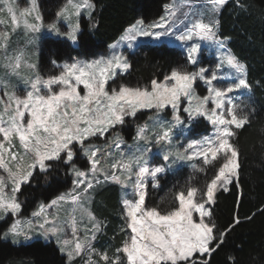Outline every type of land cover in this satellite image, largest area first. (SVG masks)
<instances>
[{
    "label": "snow or ice",
    "instance_id": "6c2138e0",
    "mask_svg": "<svg viewBox=\"0 0 264 264\" xmlns=\"http://www.w3.org/2000/svg\"><path fill=\"white\" fill-rule=\"evenodd\" d=\"M207 3L211 17L207 22L197 17L175 34V23H183L180 16L188 20L189 13L181 12L177 5H166V14L158 22L145 25L143 20H138L121 40L131 47L139 37L160 39L175 35L180 42H192L187 59L195 65L201 49L199 41L220 49L225 47L215 17L228 0H207ZM236 3L244 7L240 0ZM92 8L91 0H67L57 17L68 21L69 30L61 32L55 22L47 28L76 41L80 26L78 21L73 22V17ZM9 24L10 31H0V62L6 69L5 75L0 76V221L11 217L12 222L0 236L12 238L13 243H18L20 238L31 239L33 232H39L45 239L55 237L67 264H74L77 258L83 264H209L212 253L241 223L236 217L227 229L219 230L212 219L211 206L217 192L228 191V185L239 177L240 149L234 139L237 130L251 123V113L238 114L239 106L229 94L251 89L246 65L230 51H223L217 70L211 74L203 67L197 71L177 67L164 75L163 80L152 79L150 86L119 84L110 88L109 82H115L120 73L131 67L127 57L114 53L91 62L57 65L61 69L59 74L44 77L36 64L29 62L23 48L9 51L11 37L18 29L23 28L27 43L31 44L33 35L43 27L38 0H27L25 7H20L18 0H0V25ZM52 63L56 65L55 60ZM224 66L235 79L227 86H216L213 82L221 80L217 73ZM23 70L30 74L24 75ZM10 76L23 80L24 95L9 91L15 88ZM197 80L207 85V95L195 93ZM182 100H187L183 112L189 120L205 117L215 129L211 136L192 141L183 150L172 145L174 130L185 123L180 116ZM166 108L172 109L171 121L160 118L151 126L145 123L137 128L134 140L138 144L144 142L145 146L137 147L135 152L126 155L119 151L124 141L118 134L103 146L93 143L94 139L105 138L118 125H123L126 118H135L141 110L155 109L159 114ZM153 141L169 147L163 155L164 161L201 160L205 167L193 165L199 172H205L206 166L218 165L204 188L190 186L186 192L176 193L178 206L168 211L146 206L149 179L156 187L159 174L165 171V167L150 168L147 164V153L151 151L147 145ZM78 153L86 157L89 165L86 170L75 163ZM58 164L70 166L74 177L72 189L47 204L41 203L32 212L33 219L21 218L22 201L18 194L23 186L30 185L38 172L48 173ZM108 182L131 187L135 194V199H125L122 204L125 228L130 230L128 237L111 256L92 244L97 233L103 231L104 223L87 206L92 191ZM64 204L72 205L67 221L71 238L65 235V223L58 211ZM85 219L87 223L82 224ZM80 231L84 233L82 237Z\"/></svg>",
    "mask_w": 264,
    "mask_h": 264
},
{
    "label": "trees",
    "instance_id": "16d2710c",
    "mask_svg": "<svg viewBox=\"0 0 264 264\" xmlns=\"http://www.w3.org/2000/svg\"><path fill=\"white\" fill-rule=\"evenodd\" d=\"M64 0H38L45 22L54 20ZM94 8L89 16L80 19L78 45L65 39L45 36L40 51V64L52 60L64 61L69 57L91 58L106 51L117 41L128 26L138 19L145 22L159 18L164 5L170 0H91ZM228 0L218 14V34L227 40L228 48L247 68L251 85L248 111L249 125L237 130L234 139L240 149L238 180L228 191L219 190L211 206L212 219L219 230L227 229L234 218L241 223L229 232L225 242L212 253L209 264H264V0ZM182 50L165 41L140 43L129 53L131 67L118 79L120 84L132 87L150 86L152 79L161 80L178 64L186 61ZM192 65L189 69H192ZM141 115V114H140ZM203 121H194L190 136L200 130ZM129 126V137L134 128ZM209 128V126H207ZM81 164H87L81 161ZM217 164L206 166L205 172L181 166L158 177V186L149 188L147 207L162 211L178 206L175 195L194 186L204 188L214 177ZM67 165L58 164L48 173H37L30 185H25L19 196L22 214H29L38 201L48 202L71 185ZM162 195V199L160 197ZM120 187L109 183L97 193L93 202L94 213L104 223L105 233L100 238L116 246L123 242V232H117L123 217L120 212ZM251 217V219H247ZM6 220L0 221V230ZM77 260H75L76 262ZM74 262V263H75ZM0 264H65L63 255L52 245L40 241L28 244L0 240Z\"/></svg>",
    "mask_w": 264,
    "mask_h": 264
},
{
    "label": "rangeland",
    "instance_id": "374dc122",
    "mask_svg": "<svg viewBox=\"0 0 264 264\" xmlns=\"http://www.w3.org/2000/svg\"><path fill=\"white\" fill-rule=\"evenodd\" d=\"M66 2H67V0L63 1L62 5L57 10V12L62 7L65 6ZM18 3L20 5V7L27 6V0H18ZM92 4H93V2H92ZM166 5H177L180 7L181 12L189 13L188 20H184V17L180 16V20L183 21V23H180L179 21L175 23V26L173 28V32L175 34H178L177 30L183 31L185 25L190 24L191 21L196 19L197 17L204 19L205 22H207V20L211 18L210 14L208 13V9L210 8V5L207 3V0H170L169 2H167L164 5V12L161 16H164L166 14ZM92 10H93V8L91 10H87V9L82 10L78 17H75V16L73 17V22L75 23L78 21L79 26H80L81 17L83 15L89 16L91 14ZM40 12H41V10H40ZM160 17L153 20V21H150V22H145L143 19H138V20H143L145 25H150L154 22H158ZM215 18L218 20V15ZM5 19H7V14H5ZM53 22L57 23L61 32H67L69 30L68 21L58 18L57 13H56V16H55L53 21L45 22L43 20V27L41 28V30L38 33H35L33 35V39H32L31 44L27 43L28 37L25 36L23 28L18 29L11 37V43H10V49H9V51L11 52L14 49L23 48L26 52L27 57L29 58V62L35 63L37 66V71L39 72L40 75H42L44 77H47L49 75L59 74L61 69L57 65H63L64 63H72L74 61L91 62L94 60H99L102 57L108 58L111 55H113L114 53L124 55L125 57H127L128 62L130 63L129 53L133 52L140 43H146V42L147 43H158V42L165 41L171 45H175V46L179 47L182 50L183 55H185L187 58L188 48L190 47V45L192 43V42H188L187 44H185L183 42L176 40L175 35H168V36H163L160 39H155V38H151V37H139L137 39V41H135L132 44V46L129 47L126 42H123L121 40V37L126 34L127 30L131 28V26H132L131 25V26H128L126 28V30L122 33V35H120V37L117 39V41H115L114 43L109 45V47L106 49L105 52H103L97 56H94L91 58L74 56V57H69V58L65 59L64 61L55 60L56 65H54L52 63V61L54 59L52 60L50 58L45 65H42L39 62L40 61V51H41V47H42V41H43L45 36H49L53 39H65V40H68L74 46L78 45V34L80 32V28H79V31L77 33V40L72 41V40H69L64 35H57L55 32L49 31L47 28V25L51 24ZM216 27H217V31H218V24ZM5 30H9V31L11 30L10 24L7 27L5 25H0V31H5ZM156 31H164V29H156ZM221 39L224 40V44H225L224 49L218 48V46L215 44H210L207 42L199 41V43L201 44V49L197 55V63L195 65L189 64L188 59H187L186 61L178 64L179 66H177V67H184L188 71H197L199 68L203 67V68L208 70L209 74H211L212 71L217 70V66L220 64L221 52L230 51L233 54V52L227 46V40L223 39V38H221ZM190 65H192V67H193L192 69H189ZM5 72H6V69L3 67L2 62H0V76H4ZM126 72L120 73L116 77L115 82L110 81L109 87L111 88V87L118 86L120 84L118 81L119 77L121 75L125 74ZM169 73H167V74H169ZM23 74L29 75L30 73L27 70H23ZM217 74L222 78L218 82L217 81L213 82L216 86H220V87L227 86L228 84H231L233 82V80L235 79V75L233 73H231V70L228 69L227 66L220 68ZM9 79L11 80V83L15 86L14 89L10 88L9 91L15 90L18 95H21V96L24 95L25 84H24L23 80L20 79L19 77H16V76H10ZM246 79H247V74H246ZM161 80H163V78ZM194 88H195V93L197 95H199V96L207 95V85L203 81L197 80V82L194 85ZM81 92L83 94L82 87H81ZM250 94H251L250 90H240L238 92H234V93L229 94L234 99L235 103L239 106L237 109L238 114L243 115V114L247 113ZM0 95H2V92H0ZM185 106H187V100H182L180 116H181V119L184 120L185 123L174 130V134H173V138H172V145L176 148H181V150H183V147H186L188 143H190L192 141L202 140L204 137L211 136L215 131L214 126L205 117H198L194 120H189L187 113L183 112V107H185ZM208 107L210 108L211 104H209ZM150 118H152V119H150ZM160 118L171 121L172 120V109L166 108L163 112H161L159 114L156 112L155 109L141 110L140 112L137 113L135 118H132V117L126 118V122L123 125H118L105 138L94 139L93 143H96L100 146H103L105 144L106 140L111 141L118 134L124 141V143L121 145L119 151H122L123 153H125L127 155L131 152H135L137 147L145 146L144 142H140L138 144L134 140V137L136 136L137 128L139 126L145 124V123H148L151 126L155 123L156 120H158ZM198 119L203 121V123L201 125L202 129L203 128L205 129V126L207 129L204 131L200 130L199 132H196L194 136H190V131L193 128L192 123ZM129 124L132 125L134 130H133V133L129 137H127L126 135L129 132L130 128H129V126L124 128V125H129ZM207 126H209V128ZM147 147L151 148V151L147 153V164H148V166L150 168L157 167V166L165 167V171L161 174H164L165 172H168V171H170V172L175 171L176 169H178L181 166H189L192 170H196V168L193 167L194 164L197 167H205L202 165L201 160H193V161L175 160V162H173L174 158H170L169 161H164L163 155L165 154V152H167L169 150V147L166 145H156L153 141L152 143L148 144ZM113 151L117 152V150L115 148L113 149ZM81 161H85V163H87L86 157H84L82 153H78L76 158H75V163L81 169L86 170L87 167H89V165L88 164H85V165L81 164L82 163ZM67 169H68L67 175L71 178V185L66 190L61 191L57 196H59L61 193L69 192L73 187L72 181H73L74 177L71 173L69 165H67ZM161 174H159V175H161ZM101 179H103V177H101ZM234 181H235V179H234ZM158 182H159V180H158ZM109 183H111V182L102 183V184L98 185L95 188V190L92 191V193H91V201L87 206L97 218H98V216L94 213V210L92 207L93 202L95 200L97 193L103 188V186H105ZM229 185H228V187H229ZM119 187H120V197H121L120 198V212H121L120 214L123 217V207H122L123 201L125 199H128V200L135 199V194H134L131 187L122 188L120 185H119ZM149 188H153V183L150 179L148 181L147 193L149 191ZM220 190H222V189H220ZM57 196H55L54 198H56ZM159 197L161 200L162 195ZM18 199H19V196H18ZM197 199H199V196L197 197ZM50 201H48V202L38 201L37 204L35 205L34 209L29 214L24 215L21 212L20 213L21 218L33 219L32 215H31L32 212L36 211L38 206L41 203L47 204ZM71 208H72V205L64 204V205H61L58 209L60 219L62 222L65 223V235L67 238H71V228L67 226V221L70 217ZM21 211H22V209H21ZM53 211H55V210H53ZM98 220H100V219L98 218ZM11 222H12L11 217L6 219L7 224H6L5 228L0 230V234H2L4 231H6L8 225ZM83 223H87V220L85 219L84 221H82V224ZM122 229H124V230H122ZM129 231L130 230H127L125 228V221L123 219V221L121 222V225L117 231V232H123L124 233L123 241L125 239H127ZM103 233H105V228H103L102 232L97 233L96 239L94 241H92V244L99 251H107L109 253V255L111 256L114 253L115 249L120 247V246H116L112 241H109V240L103 241L102 238H100V236ZM79 235L82 237L84 235L83 231H80ZM0 240L1 241H9L10 243H13L12 238H10V237L8 239H4L2 236H0ZM33 241H40L44 245L48 244V245H52L53 247H55L58 251V254L63 255L64 262H65V264H67V258L63 253H61L60 246L57 244L55 237H50L48 239H45L44 236L41 235L39 232H33L31 234V239L24 240L23 238H20L19 242L16 244H19V243L28 244V243H31ZM76 260L77 261L76 262L74 261L75 262L74 264H83V260L81 258H77Z\"/></svg>",
    "mask_w": 264,
    "mask_h": 264
},
{
    "label": "crops",
    "instance_id": "0c3cea01",
    "mask_svg": "<svg viewBox=\"0 0 264 264\" xmlns=\"http://www.w3.org/2000/svg\"><path fill=\"white\" fill-rule=\"evenodd\" d=\"M109 47V46H108Z\"/></svg>",
    "mask_w": 264,
    "mask_h": 264
}]
</instances>
